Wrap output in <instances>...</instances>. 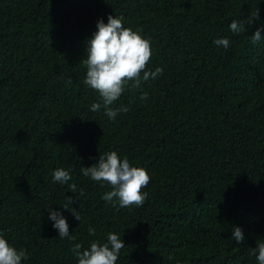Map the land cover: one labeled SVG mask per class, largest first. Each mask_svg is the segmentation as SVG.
Returning <instances> with one entry per match:
<instances>
[{
    "label": "trees",
    "instance_id": "obj_1",
    "mask_svg": "<svg viewBox=\"0 0 264 264\" xmlns=\"http://www.w3.org/2000/svg\"><path fill=\"white\" fill-rule=\"evenodd\" d=\"M109 15L151 41L146 70L163 69L129 85L113 105L129 110L115 120L91 110L101 101L83 83L86 42ZM233 20L244 30L233 33ZM262 28L264 0H0V232L27 251L22 264H78L74 245L89 249L109 233L126 245L117 264H258L264 31L251 37ZM221 38L227 49L214 44ZM109 151L147 170L142 206L105 201L111 187L81 173ZM57 168L68 184L53 183ZM49 210L75 241L59 238Z\"/></svg>",
    "mask_w": 264,
    "mask_h": 264
},
{
    "label": "clouds",
    "instance_id": "obj_2",
    "mask_svg": "<svg viewBox=\"0 0 264 264\" xmlns=\"http://www.w3.org/2000/svg\"><path fill=\"white\" fill-rule=\"evenodd\" d=\"M259 19V11L252 13L248 23ZM108 22L103 19L97 22V31L86 42V58L82 63L86 66V78L83 83L95 90L99 95V103H93L91 110L98 112L103 109L104 114L110 119L121 113H127L128 108L121 106L114 108L113 105L120 99L125 90L131 85L132 88H139L142 82L150 79H157L163 74V69L157 67L155 71L146 70L151 56V41L141 35V30L133 31L124 26L123 16L109 15ZM244 21L233 20L230 30L239 33L244 30ZM261 31L258 29L251 37L253 43L261 40ZM217 46L227 49L230 41L221 38L214 41ZM142 100L148 99V94L141 96ZM81 173L96 182H102L111 187L102 199L112 202L114 198L118 200L120 208L140 207L148 197V193L143 191L150 183L151 177L147 170L134 167L127 157L120 158L118 152L109 151L100 154L99 162L91 167H82ZM53 183L68 184L72 179L70 172L57 168L53 173ZM71 192H76V185L72 184ZM81 195L83 190L81 189ZM73 198L67 197V203L62 208L69 210ZM115 207L116 205L113 204ZM73 216L81 221L79 212L72 209ZM49 219L53 221V227L58 230L59 238H68L75 241L76 237L69 234V225L62 213L49 210ZM91 236L96 235L94 228L89 229ZM232 239L238 243L244 241L243 230L240 227L233 229ZM126 247L123 240L115 233H109L107 242L94 241L90 248L81 251L82 245L76 243L72 248L78 264H117L121 250ZM250 254L256 257L258 264H264V240L257 241L256 248H250ZM28 259L25 249L17 250L4 238L0 232V264H22Z\"/></svg>",
    "mask_w": 264,
    "mask_h": 264
}]
</instances>
